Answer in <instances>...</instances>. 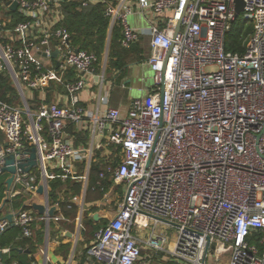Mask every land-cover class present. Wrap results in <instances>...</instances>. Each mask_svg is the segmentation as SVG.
Here are the masks:
<instances>
[{
	"label": "built area",
	"instance_id": "obj_1",
	"mask_svg": "<svg viewBox=\"0 0 264 264\" xmlns=\"http://www.w3.org/2000/svg\"><path fill=\"white\" fill-rule=\"evenodd\" d=\"M75 2L102 5L108 40L120 27L124 48L150 37L152 86L126 113L111 105V88L105 89L107 57L101 66L63 25L64 5ZM243 2L237 17L236 0L6 2L7 10L17 3L24 19L12 28L11 16H0V70L9 74L23 106L0 98V176L6 157L14 155V182L32 192L44 185L47 211L51 182L74 179L83 162L87 180L92 164L100 166L92 190L104 192L107 180L125 186L117 213L95 231L87 264H142L151 261L146 250L174 264H222L225 253L226 264H264V0ZM134 14L146 20V29L130 23ZM236 23L243 32L252 26L240 37L243 51L229 48ZM67 70L75 74L66 83L67 103H30L27 91L44 93L63 82ZM94 85L99 93L91 109L81 94ZM72 126L89 128L86 146L71 137ZM32 147L38 164L24 173L18 166ZM85 192L53 206L72 210L78 204L82 226ZM11 214L12 221L0 218V234L18 226L21 238L32 239L35 213L24 208ZM161 222L177 233L159 229ZM45 256L40 264H50Z\"/></svg>",
	"mask_w": 264,
	"mask_h": 264
},
{
	"label": "crops",
	"instance_id": "obj_2",
	"mask_svg": "<svg viewBox=\"0 0 264 264\" xmlns=\"http://www.w3.org/2000/svg\"><path fill=\"white\" fill-rule=\"evenodd\" d=\"M0 16L7 17L4 11H0ZM131 23L139 29L147 28L144 18L134 16ZM110 41L108 40V45L100 60L101 66H104V61L107 57V83L105 84V89L108 88L110 90L111 88V105L120 108L123 113H126L131 106L133 97H123L122 93L117 92L115 88L118 86L120 90L128 92L129 94L132 88L138 90L141 95L146 93L151 83V80L146 75V68L148 67L146 60L151 54L150 37L144 36L138 44L134 45L132 49H129L126 55L127 64L123 69H111V66L108 65V62L110 64ZM40 57L45 58V56ZM61 74L63 82L51 83L45 89L44 93L27 91V98L28 100L30 99V103L35 105L42 100L60 104L67 103L69 99L66 83L71 81L75 74L72 70L64 71ZM98 93V86L94 85L90 87L81 94L83 103L90 106L91 109L94 108ZM9 94L12 98V104L23 106V99L18 90L17 94L16 92L14 94L10 92ZM17 98L19 99V103L15 102ZM68 132L71 137L75 138L78 146H86L90 139V130L88 127L80 131L77 126H72ZM3 138V133L0 131V139ZM80 165L74 179L70 180V178L64 181L62 178H58L51 182L49 203L52 206L51 208H53L57 200L64 196L65 198L67 196L71 198L72 194L82 195L85 192V187L89 186L85 192L86 195H84L87 210L83 215L82 226H80L79 220H77L81 216V211H78V204L75 205V209L70 210L66 207L65 203H61L57 208L54 207V215L49 216V220H47L44 217L46 214H40L38 210L31 206L34 203L46 206L48 200L44 190L42 193L38 191H24V188L15 182L9 188L6 181L11 174L5 173V177L0 176V183L4 182V185L0 188V218H3L7 214L17 213L24 208L32 210L37 218L32 224L34 232L33 238L24 239L19 235L17 239L20 240L19 242L26 240L24 244H19L17 251L20 254H26L31 264L43 263L47 253L50 264H87L88 248L94 239L95 231L113 218L119 209V204L124 198L125 186L115 185L112 180H107L105 182L106 190L104 192L92 190V186L95 184L97 168L100 166L94 163L92 164L93 167H91L90 177L87 180V165L84 162ZM33 172L37 175V178L40 177L38 170H34ZM23 197L25 198L23 205L15 207L16 200ZM8 248H10V251L2 252L3 258H0V262L2 264H6L7 262L18 264L19 257L14 252L15 250L11 247H5L3 249ZM146 254L151 255V261L149 262L144 258L142 264H174L162 253L155 254L150 250H146Z\"/></svg>",
	"mask_w": 264,
	"mask_h": 264
},
{
	"label": "trees",
	"instance_id": "obj_3",
	"mask_svg": "<svg viewBox=\"0 0 264 264\" xmlns=\"http://www.w3.org/2000/svg\"><path fill=\"white\" fill-rule=\"evenodd\" d=\"M8 0H0V11H4L5 15L11 16L12 22L9 24L10 27H14L19 21L24 18L21 16L17 10H7L5 4ZM116 1V0H114ZM66 18L63 25L69 29L73 34V42L76 46L80 48L87 49L89 51L95 52L99 56V62L102 59V55L106 50L107 42L109 38V19L104 14V9L102 5L81 7L77 2L64 5ZM242 26L238 25L237 28L233 27L230 35V45L229 48L232 50L243 51ZM121 29L116 27L114 30L110 46H109V57L110 64L113 68L123 69L126 62V55L131 48H124L121 45ZM112 69V67H111ZM110 70V69H109ZM17 90L13 85L12 80L5 69L0 70V98L12 102L11 95ZM106 184V183H105ZM4 185V182L0 183V188ZM25 198L17 199L15 202V207L22 206ZM99 229V228H98ZM21 234V230L18 226H12L4 233L0 234V250L5 247H11L14 252H16L19 257L18 264H31L28 256L26 254H20L17 251L19 244H24L26 240L19 242L18 236ZM29 241V240H28ZM6 264H11L7 262Z\"/></svg>",
	"mask_w": 264,
	"mask_h": 264
},
{
	"label": "water",
	"instance_id": "obj_4",
	"mask_svg": "<svg viewBox=\"0 0 264 264\" xmlns=\"http://www.w3.org/2000/svg\"><path fill=\"white\" fill-rule=\"evenodd\" d=\"M236 3H237V8H236L237 14H236V17H237L238 14L244 8V2H243V0H236ZM17 6H18L17 3H14L11 6L12 10H16L17 9ZM179 29H180V24L178 25L177 30H179ZM57 55H58V52H54L53 53V56L54 57H56ZM26 153H29L30 154L29 158L25 162H21L18 167L21 169L22 172L29 173L38 164L37 149H36V147H32L30 149H27L26 150ZM14 163H15V157H14V155H10V156L6 157V165L3 168V171L5 173L11 174V176L6 181L9 188H11V186H12L14 180H15V175L17 173V167L14 165ZM43 190H44V185H40L39 186V189H38V192L42 193ZM32 207L34 209L38 210V212L40 214H45L46 212H48V214L50 216H53L54 213H55V208L54 207L51 208V209H49L48 211H47L46 206L41 205V204L34 203L32 205ZM4 217L7 218L10 221L13 220V215L12 214H7ZM0 258H3L2 251H0ZM0 264H2V263L0 262Z\"/></svg>",
	"mask_w": 264,
	"mask_h": 264
},
{
	"label": "rangeland",
	"instance_id": "obj_5",
	"mask_svg": "<svg viewBox=\"0 0 264 264\" xmlns=\"http://www.w3.org/2000/svg\"><path fill=\"white\" fill-rule=\"evenodd\" d=\"M134 16H137V17L139 18V15H138V14L130 15V16H129L130 23H131V20H132V18H133ZM242 18H243V15L240 16V18H239L238 21H240ZM131 24H132V23H131ZM145 24H148V23L146 22ZM146 26H148V25H146ZM237 26H238V23H236V24L234 25V28H235V27L237 28ZM251 30H252V26L248 25V26L246 27L245 31L242 32L243 37L245 38V36H246L248 33H250ZM39 59L42 60L44 63H45V61H46V58H43V57H40V56H39ZM108 65H110V66L112 67V69H113V66H112L111 64H109V62H108ZM147 66H148V67L146 68V75H147V77L151 80V83H150V87L147 89V91H146V93H145L144 95H146V94L149 92V90H150V88H151V86H152V79H153V77H154V72H153L151 66L148 65V64H147ZM206 69H207V70H212L213 67H207ZM129 85H130V84H129ZM115 90H116L117 92H119V93H122V96H123V97H126V98H128V97H133L132 99H136V98H141L142 96H144V95H141V93H140L138 90H136L135 88H132V89L129 91L130 94H129L128 92H124V91L120 90V89L118 88V86H116ZM15 102H16V103H19V99L17 98V99L15 100ZM5 175H6V174H5ZM5 175H2V176L5 177ZM4 177H3V178H4ZM159 229H161V230H163V231H166V232H169L170 235H172L173 233H177V231H178L176 227H174V226H169V225H167V224H165V223H163V222H161V223L159 224ZM229 258H230V253H225V254H223V255H222V258H221V259H222V264H226V262L228 263ZM207 262H208V264H217V263H214V262L211 263V259H208Z\"/></svg>",
	"mask_w": 264,
	"mask_h": 264
}]
</instances>
